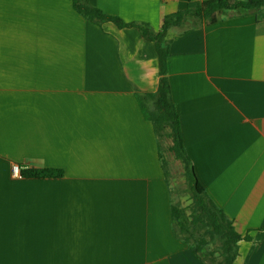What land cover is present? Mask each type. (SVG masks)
Segmentation results:
<instances>
[{
  "label": "crops",
  "instance_id": "1",
  "mask_svg": "<svg viewBox=\"0 0 264 264\" xmlns=\"http://www.w3.org/2000/svg\"><path fill=\"white\" fill-rule=\"evenodd\" d=\"M89 1L158 32L205 0ZM185 26L167 33L185 150L250 238L235 264H264V9ZM159 78L156 46L136 27L94 24L72 0H0V264H206L174 233L139 101ZM13 165L63 175L13 177Z\"/></svg>",
  "mask_w": 264,
  "mask_h": 264
},
{
  "label": "trees",
  "instance_id": "2",
  "mask_svg": "<svg viewBox=\"0 0 264 264\" xmlns=\"http://www.w3.org/2000/svg\"><path fill=\"white\" fill-rule=\"evenodd\" d=\"M72 1L74 10L90 22L97 25L112 22L118 28L136 27L142 31L146 40L155 44L160 75L158 88L153 94H142L139 101L142 103L144 117L151 122L157 138L158 156L167 181L168 169L166 160L163 159L161 142L169 139L170 145L167 150L182 164L183 174L191 191L188 205L182 206L179 202L172 201L174 233L206 264H235L239 255V242L250 238L247 235L242 237L238 234L232 222L207 196L186 153L180 118L172 100L167 75L170 45L167 33L173 27H183V31L187 30L185 24L190 20L213 24L225 16L243 15L250 11L264 9V0H205L188 5L185 9L165 16L158 32L152 31L146 23L124 22L119 17L108 15L92 5L89 0ZM149 102H152V107L148 106ZM19 169L20 177L24 179H57L63 175L61 170L51 168L19 165ZM168 184L170 185L169 181ZM208 246L211 248L205 250Z\"/></svg>",
  "mask_w": 264,
  "mask_h": 264
},
{
  "label": "rangeland",
  "instance_id": "3",
  "mask_svg": "<svg viewBox=\"0 0 264 264\" xmlns=\"http://www.w3.org/2000/svg\"><path fill=\"white\" fill-rule=\"evenodd\" d=\"M193 21V20H190ZM189 21V22H190ZM189 22L187 24H189ZM163 159L166 160V166L168 169V181L171 185L172 200L174 203H178L182 206L189 204V195L191 193L188 183L183 174V166L180 161L176 160L174 155L167 150L170 145V140L166 139L161 142ZM208 246L205 250H209Z\"/></svg>",
  "mask_w": 264,
  "mask_h": 264
},
{
  "label": "built area",
  "instance_id": "4",
  "mask_svg": "<svg viewBox=\"0 0 264 264\" xmlns=\"http://www.w3.org/2000/svg\"><path fill=\"white\" fill-rule=\"evenodd\" d=\"M13 177H20V169L18 165H13L11 168Z\"/></svg>",
  "mask_w": 264,
  "mask_h": 264
}]
</instances>
